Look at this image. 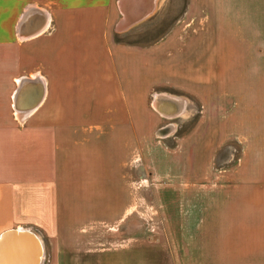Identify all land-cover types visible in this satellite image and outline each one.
I'll use <instances>...</instances> for the list:
<instances>
[{"label":"rangeland","instance_id":"obj_1","mask_svg":"<svg viewBox=\"0 0 264 264\" xmlns=\"http://www.w3.org/2000/svg\"><path fill=\"white\" fill-rule=\"evenodd\" d=\"M165 7L114 33V121L24 132L38 156L14 224L41 238V264L53 241L72 264H207V231L264 225V0ZM75 92L58 111L110 113Z\"/></svg>","mask_w":264,"mask_h":264},{"label":"crops","instance_id":"obj_2","mask_svg":"<svg viewBox=\"0 0 264 264\" xmlns=\"http://www.w3.org/2000/svg\"><path fill=\"white\" fill-rule=\"evenodd\" d=\"M166 2L0 0V234L23 227L14 223L23 210L24 153L31 162L38 156V145L24 141V132L63 129L72 121H114V89L118 88L114 33L160 13ZM174 41L179 43L176 52L189 48L177 36ZM133 54L146 51L133 50ZM86 89L94 90L96 99L101 95L93 106H109L110 113L58 111L62 99L79 96L73 90ZM210 230L206 233L216 236H210L207 245L217 242L221 248L218 256L205 258L207 264H264V225ZM53 244L46 264H72L61 262L57 242ZM93 264L103 263L98 259Z\"/></svg>","mask_w":264,"mask_h":264},{"label":"bare ground","instance_id":"obj_3","mask_svg":"<svg viewBox=\"0 0 264 264\" xmlns=\"http://www.w3.org/2000/svg\"><path fill=\"white\" fill-rule=\"evenodd\" d=\"M24 230L31 231L19 227L13 232L10 231L6 233L5 237L0 242V264H36L38 259H40L39 264H41L44 255V247L41 238L36 233V236L39 238L38 243L28 232L19 234V236H24L25 239L16 238L13 241L8 240L9 234H15L18 233V231ZM39 246H41L40 249ZM39 250L42 251L41 256H39Z\"/></svg>","mask_w":264,"mask_h":264},{"label":"water","instance_id":"obj_4","mask_svg":"<svg viewBox=\"0 0 264 264\" xmlns=\"http://www.w3.org/2000/svg\"><path fill=\"white\" fill-rule=\"evenodd\" d=\"M16 230V228H11V229H9V230H5V231H3L2 232V234H0V242L2 241V239L5 237V235H6V233L7 232H13V231H15ZM23 232H28L30 235H32L33 237H34V239L37 241V243L39 242V238L36 236V234L34 233V232H31V231H28V230H24V231H18V233H11V234H9V236H8V240H11V241H13V240H15L16 238H19V239H25V237L24 236H19V234L20 233H23ZM40 247L41 246H39V249H40ZM44 247V246H43ZM41 254H42V251L41 250H39V256H41ZM39 262H40V259H38L37 261H36V264H39Z\"/></svg>","mask_w":264,"mask_h":264}]
</instances>
